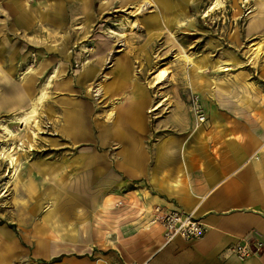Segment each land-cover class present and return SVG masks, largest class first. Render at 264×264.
Instances as JSON below:
<instances>
[{
    "label": "crops",
    "instance_id": "crops-1",
    "mask_svg": "<svg viewBox=\"0 0 264 264\" xmlns=\"http://www.w3.org/2000/svg\"><path fill=\"white\" fill-rule=\"evenodd\" d=\"M139 1H0V116L27 109L40 87L44 68H33L18 84L12 78L17 62L39 53L35 36L42 30L47 46L41 50L47 59H59L47 73L56 66L58 75L47 91L48 112L58 121L57 138L84 144L77 164H68L60 154L36 162V180L31 175L23 185L30 195V214H39L43 206L36 181L44 184L48 207L39 221L22 227V234L35 237L34 257L63 255L56 264H264V248L245 258L225 253L247 235L264 243V0H251L255 5L245 25V54L214 57L208 70L189 57L194 66L185 71L186 81L179 80L172 105L153 124L147 117L153 103L148 87L135 77L127 55H113L101 97L109 96L114 103L103 121L84 93L102 71L98 73L96 64L70 75L62 62L70 56V45L89 36L98 16ZM150 1L161 17L188 12L187 4L174 0ZM153 19L159 27L160 21ZM250 41L261 42L255 60L247 49ZM189 92L199 96L206 117L202 123L188 107ZM113 145L110 156L108 147ZM74 170L80 174L76 180ZM92 172L97 178L94 187L81 176ZM155 206L191 212L205 224L204 235L165 243L161 227L143 224L144 212ZM2 230L0 264H10L13 251L20 249L14 233ZM93 251L102 257L90 259Z\"/></svg>",
    "mask_w": 264,
    "mask_h": 264
},
{
    "label": "rangeland",
    "instance_id": "rangeland-1",
    "mask_svg": "<svg viewBox=\"0 0 264 264\" xmlns=\"http://www.w3.org/2000/svg\"><path fill=\"white\" fill-rule=\"evenodd\" d=\"M174 1L187 4L188 12H185L186 16H182L184 14L181 15L178 13H164L161 17V14L157 12L154 9V5H152L148 11L137 14L134 17L138 19L143 26H146L144 29L141 31H132L129 26H126L123 30L119 31V34L124 36L125 39V46L121 49H119L117 45V36L113 35L110 38L107 37V35L111 34L107 32L106 28L110 26L116 30L119 26L118 20L120 18L122 20L124 19L123 22H126L124 10L130 6L123 10L121 9L126 5L114 6L113 9L103 16H98L89 30V36L85 40L78 41L69 46L68 52L70 56L62 62L68 66L67 73L75 75L79 71L96 64L99 67L98 73L100 71L109 72L111 68L108 66L106 67L104 59L108 56L107 50L109 48H116L112 50L113 55L115 57L120 54L127 55L133 65L135 77L140 79L151 93L153 103L147 110V117L148 121L153 124L161 115V111L165 113L169 110L173 102L172 91L175 90L177 84L181 85L179 80L183 79L184 82L186 81L187 74L185 71L190 66H194L192 62H190V59L187 58L190 57L197 62L201 61L199 63L205 64L206 66L204 69L208 70L209 68L213 69L210 65V62L213 60L210 59L214 57L221 58L223 55L226 57L229 53H234L236 55L245 54V45L248 43L245 33V25L248 21L247 16L249 15L248 10H252L255 5L251 0H223V6L215 8L212 12H209L208 15H204L205 10H207L212 0H194L195 4H193L194 2L190 3L189 0ZM24 2H27V5L34 2V0H24ZM154 16L160 21L161 27H154ZM41 32L42 30L39 35L35 36L36 42L39 45V53H32L27 61L17 62L19 69L12 78L14 84L22 82L19 78L20 75L25 70L26 64L32 63L34 68H39V71L41 68H44L38 78L39 87L41 81L52 67L51 65H53L55 61L59 62V59L54 61L47 59V55L44 53L46 51L43 52L41 50L45 49V46H47V39L44 38ZM43 32H45V30ZM19 33L20 32H18V36ZM83 45L84 48L82 47ZM34 60L36 61L34 62ZM156 61L167 62L166 66L171 73L169 78L166 77L164 79L165 81L161 80V82L159 75H152L150 73ZM84 93L93 103L94 110L99 114V118L105 121L106 112L110 109L113 102L112 98L107 96L98 101L87 92L86 89ZM49 98L50 93L43 105H41V109L39 107L40 113L38 109L37 126L32 123L30 127L24 128L23 125L20 126L17 123L10 124V128L14 132V135L8 137L6 142L15 141L17 144L21 138L24 139L23 146L19 148L16 147L14 151L17 172L13 176L11 174L7 175V171L9 169L13 171V169L8 168L5 159L0 157V233L3 231V228L9 229L11 233L13 232L14 235H12V237L17 241L15 243L20 249L18 252L10 249V251H13L10 264H29L32 261H36L38 264H56L53 258L44 260L34 257L32 252L34 248L31 244L35 242V237H27L22 234L26 233V231H23L22 227L29 228V225L39 221L43 216L42 209L48 207L45 198L47 192H44V184L40 181H36L38 184V191L36 189V192L39 193L40 199L44 198V200H40L43 206H40L41 209L39 214L34 213L31 215L32 205H30V200L28 199L30 195H28L23 185L29 183L31 181V175L34 171H37L36 162L41 160L46 161L52 159V157L58 159L60 154L64 155L62 159H65L67 163L69 162L68 164L74 165L77 164L75 160L77 159L76 156L78 151L84 147L82 143L73 145L57 138L56 124L58 121L55 115H51L48 112ZM187 99L188 107L194 113L195 117H197L198 109L205 115L197 94L189 92ZM165 102H168V104H165ZM9 115L11 114L2 115L0 118H7ZM31 127H33V129H30ZM31 130L36 133L34 137ZM27 136H29V138L25 139ZM96 148L98 150L103 149ZM108 148L110 149L111 156L114 149H116V145ZM52 149L56 150L53 152ZM18 170H20L19 178L16 177L18 176ZM74 171L75 172L71 174L73 175V180H76L80 174L77 173L76 170ZM34 175H32V177ZM105 175L106 174H104L103 179ZM81 176H87L88 179L92 181V187H94L93 180L95 181L97 179L95 178V173L92 172L87 175L82 174ZM34 177L36 180V176ZM7 180L8 182L5 183ZM25 219H27V221H24ZM42 222L44 223V221ZM61 223L62 222H57L58 228H62L60 225ZM72 226L77 228L78 224L74 221L72 222ZM15 247L16 246H13L12 248ZM98 257L101 258L102 256L96 254L94 251L91 252L89 256L92 260ZM103 258L105 259V257ZM62 259L63 256L60 261Z\"/></svg>",
    "mask_w": 264,
    "mask_h": 264
},
{
    "label": "bare ground",
    "instance_id": "bare-ground-1",
    "mask_svg": "<svg viewBox=\"0 0 264 264\" xmlns=\"http://www.w3.org/2000/svg\"><path fill=\"white\" fill-rule=\"evenodd\" d=\"M152 6V3L150 0H141L138 3H135L134 5L130 6L129 8H126L124 10L126 14V22H123L121 18L118 20L119 26L115 29L111 28L110 26H107L106 30L109 34L107 35L108 38L114 36H117L116 40L118 48L121 49L125 46V39L124 36H121L119 34V31L123 30L126 26H129L132 31H141L144 26L139 22L138 19L134 18L135 15L144 13L150 9ZM223 6V0H212L210 5L207 7V10H205L204 15H208L209 12H212L215 8ZM252 10H248V14H251ZM123 35V34H122ZM257 40V39H256ZM261 40V39H260ZM264 41V40H263ZM84 48V45L82 46ZM251 54L250 57H252L254 60L257 58L260 50H261V42H251L248 45L247 48ZM187 57V56H186ZM249 57V56H248ZM113 51L110 50L108 52V56L106 57L105 65L106 67H113L114 61H113ZM189 59V58H187ZM36 60H34L35 62ZM58 64V63H57ZM167 62H160L156 61L154 68L151 70V74H157L161 78V80H164L166 77L169 78L170 71L168 70L166 66ZM34 65L32 63L26 64L25 70L20 75V79H23L25 76H27L31 71H33ZM138 70V69H137ZM59 73V71H58ZM57 74V68L56 66L52 71H50L49 74H47L44 78V80L41 82L40 87L38 88L37 93L30 99V103L27 109L21 110L20 112L14 113L10 115L8 118H1L0 119V157L4 158L8 168L13 169L7 171V175L11 174L12 176L17 172L16 166V156H15V148L16 147H22L24 144V139H20L19 143H15V141H9L6 142L8 137H12L14 135V132L10 128L11 123H17L19 125H23V127H30L32 123L37 126V114L38 109L41 107V105L44 103L48 96V88L52 84V80L56 77ZM108 75L105 73V71H102L100 75L98 76V79L92 83H89L86 87L87 92H89L95 99L102 100V93L104 91V83L108 80ZM167 80V79H166ZM159 81V82H160ZM165 81V80H164ZM162 82V81H161ZM116 100V99H115ZM114 103V102H112ZM112 111L109 112L108 118H111ZM114 116V115H113ZM113 121V120H112ZM32 135L35 136V132L33 130ZM19 171V170H18ZM10 172V173H9ZM5 181V183H7ZM117 221V220H116ZM142 229H145V227H142Z\"/></svg>",
    "mask_w": 264,
    "mask_h": 264
},
{
    "label": "built area",
    "instance_id": "built-area-1",
    "mask_svg": "<svg viewBox=\"0 0 264 264\" xmlns=\"http://www.w3.org/2000/svg\"><path fill=\"white\" fill-rule=\"evenodd\" d=\"M196 118L199 123L205 121V115L199 109ZM118 204L121 205V202ZM144 213L146 214V217L142 219L144 226L150 227L157 225L161 227L162 237L165 243L177 237L183 240H196L201 238L206 231V226L201 220L196 218L191 212L178 208L162 210L161 207L155 206ZM141 217H143V215ZM263 248L264 243L261 240L247 235L239 238L236 243L229 245L225 249V253L228 256L235 255L240 258H245L261 252ZM130 264L136 263L132 262ZM142 264L149 263L146 261Z\"/></svg>",
    "mask_w": 264,
    "mask_h": 264
},
{
    "label": "trees",
    "instance_id": "trees-1",
    "mask_svg": "<svg viewBox=\"0 0 264 264\" xmlns=\"http://www.w3.org/2000/svg\"><path fill=\"white\" fill-rule=\"evenodd\" d=\"M63 255H59V256H57V257H55V258H53L55 261H58V260H60L61 259V257H62Z\"/></svg>",
    "mask_w": 264,
    "mask_h": 264
}]
</instances>
